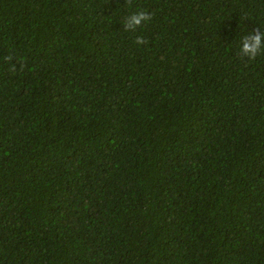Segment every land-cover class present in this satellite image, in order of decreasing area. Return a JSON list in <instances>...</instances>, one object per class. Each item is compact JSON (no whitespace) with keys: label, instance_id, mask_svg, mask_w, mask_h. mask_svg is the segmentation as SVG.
Masks as SVG:
<instances>
[{"label":"trees","instance_id":"16d2710c","mask_svg":"<svg viewBox=\"0 0 264 264\" xmlns=\"http://www.w3.org/2000/svg\"><path fill=\"white\" fill-rule=\"evenodd\" d=\"M259 31L264 0H0V264H264Z\"/></svg>","mask_w":264,"mask_h":264},{"label":"clouds","instance_id":"9594fccd","mask_svg":"<svg viewBox=\"0 0 264 264\" xmlns=\"http://www.w3.org/2000/svg\"><path fill=\"white\" fill-rule=\"evenodd\" d=\"M150 19L151 14L149 12L138 8L124 18L123 26L125 31L134 30ZM136 43L141 45L145 41L142 37H137ZM262 51H264V32L249 33L240 39L239 52L241 57L254 60Z\"/></svg>","mask_w":264,"mask_h":264}]
</instances>
